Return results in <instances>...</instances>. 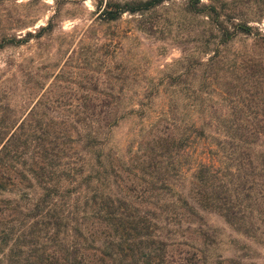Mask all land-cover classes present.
<instances>
[{
  "label": "trees",
  "instance_id": "16d2710c",
  "mask_svg": "<svg viewBox=\"0 0 264 264\" xmlns=\"http://www.w3.org/2000/svg\"><path fill=\"white\" fill-rule=\"evenodd\" d=\"M165 1L110 3L106 14L115 21ZM235 82L230 94L246 112L186 121L166 113L157 119L142 171L148 189L167 204L159 216L138 209V187L127 186L110 161L106 131L118 101H38L23 116L1 104L0 264H168L159 220L170 214L180 225L199 210L218 214L264 247L263 61L237 55ZM213 124L220 128L212 130ZM198 145L206 150L197 161L191 151ZM181 151L193 164L189 194L173 183L186 178ZM201 236L213 248V236ZM206 258L203 264H223L220 257Z\"/></svg>",
  "mask_w": 264,
  "mask_h": 264
},
{
  "label": "rangeland",
  "instance_id": "374dc122",
  "mask_svg": "<svg viewBox=\"0 0 264 264\" xmlns=\"http://www.w3.org/2000/svg\"><path fill=\"white\" fill-rule=\"evenodd\" d=\"M145 1L0 0V106L10 103L23 116L38 101H118L114 125L106 131L110 161L127 186L138 187V209L159 216L167 204L148 189L142 171L157 119L166 113L186 121L246 112L235 105L230 88L236 85L237 55L264 63V0H168L108 19L110 3ZM205 150L198 145L192 159L204 157ZM192 165L181 151L186 178L173 183L184 194L191 189ZM197 212L195 218L183 216L180 225L170 214L159 220L168 264H203L204 255L223 264H264L262 245L236 233L218 214ZM201 233L213 236V248L203 244Z\"/></svg>",
  "mask_w": 264,
  "mask_h": 264
}]
</instances>
